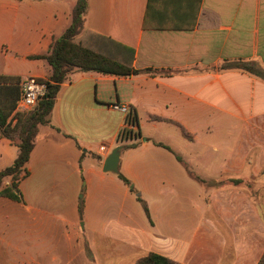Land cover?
Masks as SVG:
<instances>
[{
    "label": "crops",
    "instance_id": "0c3cea01",
    "mask_svg": "<svg viewBox=\"0 0 264 264\" xmlns=\"http://www.w3.org/2000/svg\"><path fill=\"white\" fill-rule=\"evenodd\" d=\"M75 4L0 0V75L47 81V62L30 57L50 51ZM76 39L138 74L68 75L19 183L24 202L0 197V264H137L152 253L179 264H258L264 0H87ZM235 61L263 74L218 69ZM115 103L136 117L135 143L117 144L125 115L111 109ZM19 143L0 137V172L18 158ZM117 147L118 174L132 187L103 170ZM209 148L217 154L213 167L205 166ZM80 174L81 226L26 204L37 175L53 182L50 194L66 181L77 188Z\"/></svg>",
    "mask_w": 264,
    "mask_h": 264
},
{
    "label": "trees",
    "instance_id": "16d2710c",
    "mask_svg": "<svg viewBox=\"0 0 264 264\" xmlns=\"http://www.w3.org/2000/svg\"><path fill=\"white\" fill-rule=\"evenodd\" d=\"M87 10V0H76L72 13V21L63 35L56 39L50 51L45 55L30 57V60H44L51 70L46 81L47 91L38 105L31 110L16 126L11 124L10 116L16 111V105L21 95V78L0 75V137L11 140L19 139L20 154L11 167L0 172V197L23 203V196L18 186L22 178L28 176L26 164L34 149V140L41 125L49 123L48 117L54 108L56 97L61 85L75 70L97 72L105 75L129 77L138 74L129 65L103 52L94 51L77 41V36L84 27ZM118 48V47H117ZM132 60V57H131ZM222 71L237 70L252 75H258L252 63L244 61L227 62ZM118 176L127 184L130 182L122 175ZM11 178V184L3 186L5 178ZM142 202V199L139 198ZM144 209L149 215L145 204ZM137 264H179L158 254H149L140 259ZM258 264H264V254Z\"/></svg>",
    "mask_w": 264,
    "mask_h": 264
},
{
    "label": "rangeland",
    "instance_id": "374dc122",
    "mask_svg": "<svg viewBox=\"0 0 264 264\" xmlns=\"http://www.w3.org/2000/svg\"><path fill=\"white\" fill-rule=\"evenodd\" d=\"M226 64L227 63L221 64L218 67V69L222 71L221 67H223ZM253 66L257 73H260L261 75L263 74L262 69L258 65H253ZM30 112L31 111L18 113L14 111L13 115L10 116L9 120L11 121V124L13 126H16V124H18ZM123 143L124 142L122 141H117V144L119 146H122ZM207 153H208V162L205 164V166L208 167L214 165V162L216 163L215 160H217V154L213 153L210 150V148L207 149ZM255 153L257 154L258 150H256ZM193 166L199 168V165L197 164ZM201 167H203V165H201ZM61 176H62L61 174L58 175L59 180H61L60 178ZM79 178L80 179H79V183H77V188L73 187L72 189V187L69 185L71 182L66 181L64 186L62 187L60 186L57 191H53L52 193L49 194V189L50 186L53 185V182L47 180H44L42 182L41 177L37 175L35 177L34 182L30 186L29 194L25 196V202L26 204L31 205L33 207H40L43 209L56 211L57 213H60L61 215L75 222L79 221L81 226V224L83 223L82 214H83V200H84L83 197L85 193L84 191L85 182L81 180V174L79 175ZM132 186L133 185L131 184L130 187Z\"/></svg>",
    "mask_w": 264,
    "mask_h": 264
},
{
    "label": "built area",
    "instance_id": "2783aa9c",
    "mask_svg": "<svg viewBox=\"0 0 264 264\" xmlns=\"http://www.w3.org/2000/svg\"><path fill=\"white\" fill-rule=\"evenodd\" d=\"M21 95L16 105V112L24 113L33 110L45 96L47 91L46 81H42L34 76L25 77L21 81ZM111 109L119 111L125 115V121L120 131L118 141L128 145L138 141L139 128L136 117L132 114L129 106L112 104Z\"/></svg>",
    "mask_w": 264,
    "mask_h": 264
},
{
    "label": "water",
    "instance_id": "95a60500",
    "mask_svg": "<svg viewBox=\"0 0 264 264\" xmlns=\"http://www.w3.org/2000/svg\"><path fill=\"white\" fill-rule=\"evenodd\" d=\"M121 148L122 147L115 148L107 158L103 167L104 172L118 174Z\"/></svg>",
    "mask_w": 264,
    "mask_h": 264
}]
</instances>
